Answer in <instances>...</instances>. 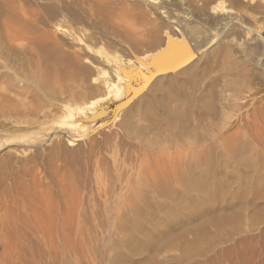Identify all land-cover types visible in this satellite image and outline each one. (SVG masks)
Wrapping results in <instances>:
<instances>
[{"label":"bare ground","instance_id":"1","mask_svg":"<svg viewBox=\"0 0 264 264\" xmlns=\"http://www.w3.org/2000/svg\"><path fill=\"white\" fill-rule=\"evenodd\" d=\"M141 1L159 16L166 38L162 40L164 32L160 29L159 33L151 18L150 24L146 21L148 27L136 24L140 29L131 28L123 36L132 46L129 58L134 66L115 57L122 63L117 67L119 75L104 86L93 84L98 81L95 75L106 74L109 54L103 48H91L62 24L57 31L68 37L72 47L96 53L99 60H78L46 37L43 39L53 44H42L41 54L38 46L39 59L37 54L29 59L40 63L34 66L30 62L33 69H16V76L26 84L24 89L12 85L9 73L1 74L0 82L8 84L0 85L2 132L5 127L10 132L9 128L35 127L50 119L56 106L79 102L83 96L95 100L110 92L119 100L120 82L126 99L117 107L115 144L109 141L90 149L83 180L71 178L73 175L58 177L50 171V176L40 178L48 180L45 185L37 181L40 188H47L43 190L46 196L39 195L37 206L32 204L34 200L22 197L25 204L32 201L31 206L26 205L29 209L22 212L24 207L19 208L20 214L13 212L15 216L10 214L7 222H0L4 252L10 254L4 264H78L77 256L75 262L69 257L76 254L69 253L70 236H74L71 227L84 223L86 228L94 220V228L80 230L84 239L78 242L82 254L90 236L100 243L91 246L93 254L100 255L94 264H263L264 158L256 164L246 157L249 150L256 152L258 138L264 139V108L250 111L264 89V38L249 27L243 12H258L256 1L233 0L241 11L225 8L219 1L215 5L208 0ZM259 5L260 11L264 9ZM169 6L184 11L174 12L175 7L170 11ZM251 33L257 35L259 45L249 43ZM143 48L149 52L145 53L147 59L140 55ZM238 53L244 55L241 61ZM87 108L78 107V112ZM100 110L104 115L102 107ZM259 146L264 153V144ZM21 189L23 193L16 190L20 195L29 193Z\"/></svg>","mask_w":264,"mask_h":264},{"label":"rangeland","instance_id":"2","mask_svg":"<svg viewBox=\"0 0 264 264\" xmlns=\"http://www.w3.org/2000/svg\"><path fill=\"white\" fill-rule=\"evenodd\" d=\"M5 1L6 0H3V1L0 0V11H1L0 12V22H1L0 23V26H1L0 27V76L2 73H9L10 75H12V82L13 83L15 82L14 84L12 83V85L14 87L17 85V88L22 87L21 89L19 88V90L24 89L23 86H26V84H24L23 82L20 81L19 76H16L17 70L19 71L20 69L21 70L33 69L34 66L37 65V63H40L37 59H35V61H31L29 59L33 58L34 56H37V55H38L37 57L39 59V57L41 56L40 55L41 54V46H42V44H45V45L48 44L49 43L48 41L53 40L54 42H56L54 44L55 45L58 44L57 47L59 49L61 48L62 52H64L67 55L73 56V57L77 58L78 60H80L81 57L82 58L89 57V58H91V61L99 60V56L96 53L95 54L92 53V55H91V53L89 54L88 52L83 51V49L81 51L80 47H77V48L72 47L68 42V37L65 38L66 35L57 31L59 28H61L62 25L65 28H67L68 33L82 37L86 42H88L87 44L90 43L91 46L90 45L89 46L91 48H93V47L95 49L103 48L104 52L106 54L107 53L109 54L108 56H109L110 62L108 61L107 62L108 64L106 63L107 65L104 66L105 67L104 71L106 72V74L99 73V74L95 75L98 78V81L96 83H94L93 86H99V87H102L106 83H108L110 81V79L113 78V76L115 77V76L119 75L117 67H119L122 63L115 61V57H118L120 59L122 58L123 63L125 65H128V67L134 66V64L131 63V61H132L130 59L131 57L129 58L131 52L133 51V49L131 48L132 46H130L128 43H126V41L124 40V37H126L128 32L131 31L130 30L131 28L132 29L139 28V26H137L136 24H140L142 26V28L143 27L145 28L146 21L148 20V23H149V18H151L150 19L151 23L152 22L157 23V24L156 23L155 24L157 26V29L159 30V33H160V29H161V31L163 30V32H164V33L162 32L163 33L162 40H164L166 38V35H167L166 28H163V29L161 28L163 26L161 23H159V21H160L159 16L156 13H154L152 11V9L149 8V6L146 5L141 0H139V1L138 0H120V1L119 0H115V1L114 0H95V1L94 0H82V2L80 0H35V1L34 0H18V1L16 0V2H15V0H9V1L7 0L8 2H10L11 6L9 5V3H7V1L6 2ZM11 1L13 2V4H11L12 3ZM180 1L183 3H186L188 0H180ZM208 1H210V2L212 1L211 3L214 5L216 3L221 2L223 4V6H225V8H234L235 11H241L242 10V8L240 6L235 5L236 3L233 0H214V2H213V0H208ZM255 1L256 2H254V5L256 6L255 8L258 10V12H255L256 14L250 10L249 11L244 10L243 12L246 15V22L248 23L249 27L250 28L253 27L254 30L256 29V31H258L261 34V36L264 38V9H262L264 6V0H258V4L262 5V6L259 5L260 9H262L261 11L258 9L259 7H257L258 6L257 0H255ZM4 2L6 4H8L9 7L6 6V4ZM39 4H40V6H39ZM117 4H119L118 5L119 7L117 6ZM136 4H138V5H136ZM12 5H16L17 7L13 6L15 8V9H13ZM31 5H32V7H31ZM141 5H143V6L141 7ZM254 5L252 4L253 7H254ZM6 7H8V8H6ZM172 7L173 6H169L170 11H174L176 8H178V9H176L174 12L184 11V10H182V9H184L182 7H181L182 8L181 9L180 7L174 6L175 9L171 10ZM10 8L12 10H15V11H13V15H10L11 18L8 17L9 14H12V10ZM53 9H55V10L57 9L56 11L57 12L59 11V12L57 13ZM95 9L97 11H95ZM179 9H181V10H179ZM6 10H8V11L10 10L9 13ZM123 11H125V12H123ZM259 11L261 13H259ZM55 12L57 14H55ZM143 12L147 13V16ZM31 13L34 17L31 15ZM50 13H53V14H50ZM137 15H139V16H137ZM151 15H153L154 18H152L153 16H151ZM157 18L159 21L157 20ZM7 19L8 20L10 19V20L8 21ZM154 19H156V21ZM14 21H15V23H14ZM58 24H60V25H58ZM15 25H16V27H15ZM134 25H136L137 27H135ZM148 25L146 27H148ZM128 26H130V27H128ZM28 27H30L31 29ZM34 27H35V29H34ZM64 27H62V28H64ZM36 29L38 31H36ZM5 30H7V31H5ZM83 32H85V33H83ZM121 32H122V34H121ZM123 32H125V33L123 34ZM176 32L179 34V32L177 30H176ZM117 33L121 34V37L120 36L118 37ZM92 34H94V36H92ZM62 35H64V36H62ZM90 35L92 37H94L95 39L91 38ZM248 35H249L248 41H250L249 42L250 44L255 45V46H257L256 44H258V45L260 44V40L257 37V35L252 34V33H251V37H250V34H248ZM4 37H5V39H4ZM46 37H47V40L50 38L52 40L47 41V40H45ZM43 38H45V39H43ZM52 42H50L49 44H53ZM40 43H41V45H40ZM67 45H68V47H66ZM38 46L40 49V54L38 51L39 49H37ZM70 48H73V49H70ZM78 48H79V52H78ZM145 49L143 48L144 51L143 50L142 51L144 53L140 52V55L143 54L145 57L142 55V58L144 57V59H147L149 52H148L147 48H145ZM36 51H38V53ZM76 51H77V54L75 53ZM127 52L129 54H126ZM78 53H80V55ZM145 53L148 55H146ZM74 54H76V56ZM237 57H238V60L241 61L242 58H244V55H243V53H238ZM19 60H20V62H19ZM40 60H41V58H40ZM81 60H83V59H81ZM126 60H128L129 63ZM13 61H15L16 63ZM25 61L28 62V64ZM112 61H113V63H112ZM30 62H32V63L37 62V63H35L34 66H33V64H32V66H30V64H31ZM110 63L114 64V65H111ZM25 64H27L28 67H26ZM142 64L145 66L144 63H142ZM21 65H23V67ZM115 65H117V66H115ZM31 67H33V68H31ZM18 78H19V80H18ZM3 83L4 84L6 83V84L4 85ZM28 84H32V82H29ZM0 85L6 86L8 84H7V82H0ZM119 86H120V93H121V97L119 100H115L114 99V98H116L115 95L111 94L110 92H105L100 97H96L95 100L94 99H92V100L87 99V98H85V96H83L84 99H81V101H79V102L73 101L70 104H65V106L64 105L59 106L60 108L58 106H56L57 109L54 108L55 110H53V114L50 115V119H48L49 118L48 117L47 118L48 120L47 119L42 120V123L35 125V127L34 126L29 127V128L24 127V128H21L19 131H16V130L14 131V129L9 128L11 130V132L8 129L7 130L9 132H7L6 128H8V127L3 128L4 131L2 132V127H0L1 128L0 133H2L0 135H2V137H3L2 138L0 136V182L3 184L2 185L0 183V191H2V192H0V213L2 211V213L0 214V222H7L11 216L10 214H12L14 216H15V214H14L15 212H18L20 214L21 212L19 211V208L21 209L22 207H24L21 209L22 212L29 209V206H31L29 202H32L33 200H34L33 202H35V203L32 202V204L33 205L35 204L37 206L38 203L36 201H39L38 200L40 198L39 195H41V193H43V195L46 196L45 191H43L46 187L44 186L43 188H40L38 186L39 183L37 182L38 180H40L41 177H44L45 174H48L50 176L51 174L55 173V175H57L58 177H65L66 176L67 178L68 177L70 178V176L73 175L71 178H75L76 180L77 179L83 180V174H84V170H85V162L87 161L88 157H90V153H89L90 149L92 147L98 148L104 142L110 141V143H109L110 145L115 144V142H114L115 138H113V137H115L114 134L118 130L117 125H116L117 122L115 119L119 115V112L117 111L118 110L117 107L119 105H121V103L126 101V99L122 96L123 87H121L122 86L121 82H120ZM255 98H257L255 103H254L255 109L253 107L250 108V111H252V112H254L257 108L258 109L264 108V89L261 90L260 95L258 94ZM94 103H96V104H94ZM92 104H94L95 106H90ZM85 106H87V107L89 106L90 108L82 109L81 112H80V110L78 112V107H85ZM101 107H102V111L104 112V115L99 114V112L101 111L100 110ZM57 110H58V112H57ZM59 110H61V111L59 112ZM55 111H56V113H55ZM252 112H250V113H252ZM24 130H26L28 132H26ZM252 135L255 136V134H252ZM258 135H261V134L260 133L257 134V137H259ZM257 137H255V139L256 140L260 139L261 141L260 140H258L260 142L256 141V144L257 145L258 144L259 145L264 144V139H262L261 137L257 139ZM262 137H263V135H262ZM257 145L254 146V149H256V147H258L256 152L255 151L251 152L249 150V153L250 152L251 153L250 154L246 153V154H248V155H246V157L253 160L254 162H256V164H259L262 161L261 157L264 158V153H263V150L260 148V146L259 145L257 146ZM57 148H59V150ZM54 149H55V151H54ZM48 151H50V152H48ZM260 151L262 153H260ZM87 154H89V155H87ZM261 154H263V155H261ZM52 155H54V156H52ZM251 155L255 158H253ZM48 156H50V157H48ZM249 156H251L252 158H250ZM46 158H48V160H46ZM2 160H4V161H2ZM44 161H48V162H44ZM66 162H67L68 167H67V165H65ZM46 163H48V164L50 163L48 165L49 167L46 166L47 165ZM13 164H14V166H13ZM51 164H52V166H51ZM83 164H84V168H83V166H81ZM75 167H76V169H75ZM65 168H67L70 171H68ZM62 170L64 171V173ZM50 171L53 173L49 174ZM66 172H67V174H66ZM69 172H70V174H68ZM2 173H3V175H2ZM4 173L6 174V176ZM22 173L25 175H22ZM80 173H82V174H80ZM13 176L15 178H13ZM76 176H78V177H76ZM42 180H40L39 182H42L43 184H44V182H46V183L48 182V180H46L44 178H42ZM5 181H7V182H5ZM17 182H19V183H17ZM11 183H13V184L11 185ZM34 184L36 187L38 186V189L34 188L35 187ZM21 187L24 188L25 190L28 189L27 193L29 191L28 194L31 195V197L30 196L26 197L28 194H24L25 195L24 196L22 194L23 189H21ZM4 189H5V191H4ZM16 190L19 192L21 191L22 192L21 195H23V196H21L19 192L17 193ZM46 190H47V188H46ZM39 192H40V194H39ZM10 193L12 195H10ZM14 193L16 194L15 195L16 197H11V196H13ZM8 194H9V196H8ZM19 195L21 196V198L18 197ZM22 197H25L24 199L26 201L28 200V198H30V200H32V201L29 200V202L28 203L26 202V204H25V200L22 199ZM15 198H17L16 202L14 201ZM10 199L13 200V203L11 202ZM21 199L24 200V205L22 204V202H20ZM14 202H15V204H14ZM20 203L23 206H21ZM19 204L21 207L18 206ZM27 204L29 205L28 207L26 206ZM15 205L18 206V207L16 206L17 209H14ZM9 207H11V208H9ZM41 208L43 209V207H41ZM85 208L86 209L88 208V210L90 209L89 206H87V205L85 206ZM9 209H11L10 210L11 213L9 212ZM15 210H18V211H15ZM18 213H16V215ZM94 223H96L95 220H94V222L89 223V226L86 228L87 229L94 228V225H93ZM82 224L84 225V227H83V225H81L79 227L78 226L75 227V225H74L73 227H71V231H73V234H72V232H70V233L74 236H70V243L71 244L69 246L72 247V248H70L72 250H71V252L69 250V253L70 254L76 253V254H75V256L71 255L69 257L70 258L72 257L71 261L72 260L76 261V258H74V257L77 256L78 257L77 258L78 264H85V263L90 264V261H91V264H94L95 260L97 261L100 258V255L98 254V252L97 253L95 252L93 254L94 250H92L91 246L95 247V246L100 245V243L97 241V239H95V237L93 238L90 236V239H88V241H87V244H88V248L86 249L87 252L85 251L86 253L84 252V254H82L81 249L79 247L80 244L78 242H81L82 241L81 239H84V237H83L84 234H82L80 232V230L82 229L84 231L86 229L85 225H87L84 223H82ZM46 229H47V225H46ZM81 235H83V236H81ZM72 237H74V238H72ZM97 238H98V236H97ZM92 239H94V240H92ZM89 240L91 243L89 242ZM88 242L90 244L93 243V245H90ZM60 244L58 243V245H60ZM2 245H3V237H2L1 230H0V260H1L0 262L2 264H4L2 261L4 259L7 260L6 254H8V256L10 254L4 252V245L3 246ZM73 249H74V251H73ZM72 251H73V253H72ZM88 252H89V254H88ZM83 255H84V257H82ZM86 260L87 261L90 260V261L87 262ZM15 261H17V260H15ZM92 262H94V263H92ZM251 264H261V263L256 262V263H251ZM263 264H264V262H263Z\"/></svg>","mask_w":264,"mask_h":264}]
</instances>
